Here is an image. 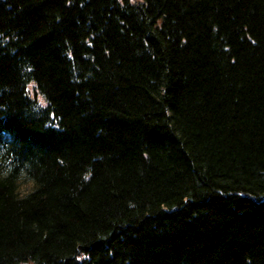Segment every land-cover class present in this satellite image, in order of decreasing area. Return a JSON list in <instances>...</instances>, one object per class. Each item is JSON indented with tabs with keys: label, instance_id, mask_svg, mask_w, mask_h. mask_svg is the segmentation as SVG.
<instances>
[{
	"label": "trees",
	"instance_id": "1",
	"mask_svg": "<svg viewBox=\"0 0 264 264\" xmlns=\"http://www.w3.org/2000/svg\"><path fill=\"white\" fill-rule=\"evenodd\" d=\"M0 264H264V0H0Z\"/></svg>",
	"mask_w": 264,
	"mask_h": 264
},
{
	"label": "rangeland",
	"instance_id": "2",
	"mask_svg": "<svg viewBox=\"0 0 264 264\" xmlns=\"http://www.w3.org/2000/svg\"><path fill=\"white\" fill-rule=\"evenodd\" d=\"M32 184L30 183H23L21 186V191L26 192L31 189Z\"/></svg>",
	"mask_w": 264,
	"mask_h": 264
}]
</instances>
